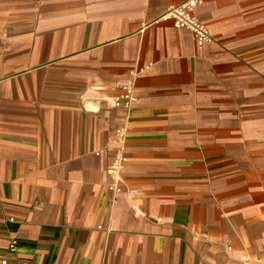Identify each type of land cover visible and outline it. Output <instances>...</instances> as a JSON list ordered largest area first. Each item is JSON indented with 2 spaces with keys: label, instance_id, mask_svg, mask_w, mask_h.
<instances>
[{
  "label": "crops",
  "instance_id": "obj_1",
  "mask_svg": "<svg viewBox=\"0 0 264 264\" xmlns=\"http://www.w3.org/2000/svg\"><path fill=\"white\" fill-rule=\"evenodd\" d=\"M184 1L0 0V263L264 264V0Z\"/></svg>",
  "mask_w": 264,
  "mask_h": 264
},
{
  "label": "built area",
  "instance_id": "obj_2",
  "mask_svg": "<svg viewBox=\"0 0 264 264\" xmlns=\"http://www.w3.org/2000/svg\"><path fill=\"white\" fill-rule=\"evenodd\" d=\"M201 3V0H185L184 2L178 5H171L162 14V17L165 19H170L175 27L184 28L190 31L194 40L198 45H202L204 42L210 40V36L206 26L200 22L195 14V8L198 4ZM133 89L132 79H129L125 86V94L123 95L128 101L132 100L131 97ZM123 131L122 129L116 130V141L119 143L123 142ZM125 161L123 156H117L110 167V172L116 173L122 163ZM112 188V187H110ZM16 242L13 240L10 243V249L15 248ZM0 264H7L6 261H1Z\"/></svg>",
  "mask_w": 264,
  "mask_h": 264
}]
</instances>
